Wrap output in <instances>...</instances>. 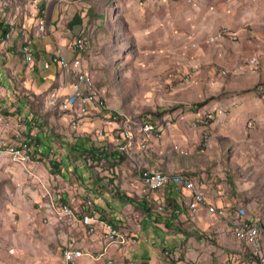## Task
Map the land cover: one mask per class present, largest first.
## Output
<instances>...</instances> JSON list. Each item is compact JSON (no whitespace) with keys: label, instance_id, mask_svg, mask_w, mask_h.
Returning a JSON list of instances; mask_svg holds the SVG:
<instances>
[{"label":"crops","instance_id":"crops-1","mask_svg":"<svg viewBox=\"0 0 264 264\" xmlns=\"http://www.w3.org/2000/svg\"><path fill=\"white\" fill-rule=\"evenodd\" d=\"M64 1L0 0V111L32 135L38 127L29 164L41 162L26 167L0 153L11 161L0 164L8 178L0 182L6 193L0 264H72L63 258L67 247L83 253L73 264L250 263L247 247L224 219L203 206L189 211L190 191L172 183L144 192L139 167L202 181L209 203L228 204L209 187V169L212 158L224 156L221 140L248 138V125L264 126V0H122L120 25L96 11L88 24L84 11L77 15V6ZM86 27L97 50L76 46V52L73 39L84 36ZM122 27L130 43L125 50ZM224 29L237 39L210 40ZM58 48L67 61L77 57L66 76L48 63ZM250 58L256 63L242 66ZM112 63L121 75L116 90L96 86L109 107L123 112L112 114L131 119L130 155L117 148L122 120H112L108 106L91 107L72 127L71 115L52 105L55 98L67 99L79 110L75 72L93 76L96 84L101 67L108 71ZM188 72L189 81L181 84ZM143 121L154 124L159 136L145 131ZM202 134L209 135L207 145ZM87 199L103 220L119 227L123 243H107L101 224L93 233L80 223L68 225L57 206L63 203L79 217ZM46 217L57 222L46 224Z\"/></svg>","mask_w":264,"mask_h":264},{"label":"rangeland","instance_id":"rangeland-1","mask_svg":"<svg viewBox=\"0 0 264 264\" xmlns=\"http://www.w3.org/2000/svg\"><path fill=\"white\" fill-rule=\"evenodd\" d=\"M39 1L45 2V0ZM61 2L66 3L64 0H61ZM67 2L72 9H76L77 6V11H75V14L80 15L81 12H85L84 18L86 19L88 24L93 20V16L95 14L94 11L100 12V15L103 20H116L117 22H119V25L122 22V0H68ZM38 4V15H43L41 10L39 9L41 7L43 8L44 4L43 2L42 4L38 2ZM70 21L71 20L66 23V30L69 31H71L72 25L74 24V21ZM105 33H107L108 35L106 38V42L110 43L112 37L110 28L108 30V27L105 26ZM83 34L84 36L82 35L81 37L77 38L85 39L86 47L84 50L91 49L92 47L93 49L97 50V45L94 41V33L92 35L91 29L87 30L86 27ZM124 34L127 35V32L126 29L122 27L120 28V50H125L124 47H130V43L126 42V40L129 39H124ZM72 36H74L73 33ZM112 65L113 68L110 69L109 67L108 71L106 70V65L101 67L102 73L101 71H99L100 76L98 82H96L97 86L105 87L104 89H106V86H109L110 88H113V90H116L117 84H120L121 82V75L120 71L114 68L115 63H112ZM119 69H121V67H119ZM64 75L66 76L65 73ZM92 79L94 80L93 76ZM109 87L107 88V90L109 89ZM113 93L117 94V96H120L122 94L121 91H113ZM124 93L128 96V92L126 90L124 91ZM107 94H111L110 91H108ZM108 108L109 109L106 111H109L112 117V112L116 109L111 108L109 106ZM116 111L123 113L120 110ZM7 113L8 112H6V114ZM1 124H3V122ZM35 127L36 126L33 127V130L37 131V127ZM247 128L252 130L253 132V134H251L248 138L246 137L240 140L224 138L220 141L219 148L223 147L222 150L224 149V156L217 155L211 160L212 163L209 169V176L213 178V181L210 183L211 185L209 187L212 191H215L218 196H224L227 199L228 204H223L219 207H222L227 211L232 212V214L237 209L239 213H245L249 218H251V221L253 222V228L250 232V240H245V246L247 248H252V242H256V247L260 249V252H264V126L259 127L258 125L255 126L254 124H252L248 125ZM21 130V134L16 135H20L21 139L23 140L29 137L25 135H32L31 132L29 133L24 130V126H22ZM4 138H6V132ZM207 138H209L208 134L201 135L202 145H207L209 141V139L207 141ZM0 153L7 154L10 158L9 152H6L5 150H0ZM8 156H0L1 165L11 164L10 159L13 160V162L15 161L12 158L9 159ZM15 162L17 163V161ZM165 174L169 175L171 179H190L187 174V177H184L185 175L175 176L183 174ZM6 179H8L7 176H4V173L0 172V182L5 181ZM216 186H220V189H218ZM3 195L4 194L2 188L0 187V209L3 205V200L5 198L4 196L6 195V193L4 196ZM251 255L253 256V253H251ZM248 256H250V253H248ZM253 258V260H251L250 258L248 259V261L251 260L249 262L254 263L255 257L253 256Z\"/></svg>","mask_w":264,"mask_h":264},{"label":"built area","instance_id":"built-area-1","mask_svg":"<svg viewBox=\"0 0 264 264\" xmlns=\"http://www.w3.org/2000/svg\"><path fill=\"white\" fill-rule=\"evenodd\" d=\"M44 27V20L42 19V24L40 25V29L42 30ZM236 34L231 31V35ZM231 38V36H229ZM77 38V37H76ZM76 38L72 42V50L78 51L76 49ZM28 55L32 53V39L30 38V50H26ZM77 58V57H76ZM76 58L72 61H67L61 50L58 48L54 52V54L49 58L48 63H53L57 65L60 70H64L66 67H69L70 63H76ZM253 59V58H250ZM192 72H188L185 74L180 80L182 82L189 81V77ZM76 76V72H75ZM101 94V92H93L90 91L89 86V78H81V86L75 87V97L80 98V108L79 110H72L70 107V100L66 99V112L71 115L70 118V126L74 127L77 125L79 117L86 115L91 107H96V95ZM66 98V97H65ZM55 99L54 101H56ZM109 106L107 101L105 104V108ZM0 117H3V124H0V132H6V139H0V150H5L10 153V158H18L19 161L26 162V167H37L39 164H29V156L35 154H28V149L21 150H12L9 147V140H13L16 134H21L22 124L16 123L14 126L11 122V119L6 115H3L0 111ZM112 120L118 122L117 114L115 117H111ZM119 130V127H118ZM100 134V133H99ZM118 134L121 137V141L127 140L126 137H123V130H119ZM36 136V130H33V136ZM209 138H207L208 141ZM36 148V146H35ZM184 150L183 148H181ZM139 177L141 183L143 185L144 192H148L151 190L159 189L168 183H172L178 187H182L188 191H190V199L187 202V208L191 212H196L200 206L206 208L209 213L215 214L217 217H220L225 220V222L229 225L230 230L239 241L245 244V240H250V232L253 228V222L251 218H249L245 213H239L236 209L232 214L227 212L226 209L222 207L215 206L209 203L205 197L202 181L190 179L183 180H175L170 179L166 174L161 171L151 169L144 170V168L139 167ZM149 194H146L148 197ZM57 207H60L64 210L65 219L68 220L69 226H74L76 223H80L86 227L88 233H93L97 227V225L101 224L103 226V239L109 243L111 239H119V243H123L124 236L119 230V227L107 220H103L100 216L99 210L94 204L92 199H87L85 201V210L79 215V217H72L69 215V210L63 203L59 204ZM162 209V207H159ZM46 224H52L54 220L52 217H46L43 219ZM248 253H255V263H247V264H264V252L256 251V242H252V248H247ZM63 258L65 261L69 263H75V260L80 258L76 256V249L67 247L63 250ZM111 263V261H109ZM146 264V263H142Z\"/></svg>","mask_w":264,"mask_h":264},{"label":"bare ground","instance_id":"bare-ground-1","mask_svg":"<svg viewBox=\"0 0 264 264\" xmlns=\"http://www.w3.org/2000/svg\"><path fill=\"white\" fill-rule=\"evenodd\" d=\"M229 36H231V38ZM224 37H229L232 40H236L237 39V35H235V34L234 35H231L230 31L224 29V30L219 31L216 34V36L213 37V38H211L210 40L213 42V41H215L217 39H222ZM76 46L79 49L84 50L85 47H86L85 39H78L76 41ZM255 63H256V60L255 59H251L249 61H242L241 62L242 66H246L248 64H255ZM70 71H71V67H70V64H69V67H66L65 68L64 73L65 74H69ZM84 77L85 78H89L88 75L85 74V73H79V74L76 75V80L73 82L74 83V89H75V87H80L81 86V78H84ZM89 86H90V91L100 92L99 89L96 87L95 82L92 79H90V78H89ZM55 99H53L52 104L55 107H58L59 109H61V111L62 110H65L66 111V103H64L63 101H60L58 99L56 101H54ZM105 104H106V100L103 98V96L101 94H97L96 95V106L99 107V108H104L105 107ZM116 114L117 113H113L112 114V117H115ZM117 117H118V122L120 120H122L121 121V123H122L121 129L123 130V137H126L127 138V140H123L117 146V148L119 149V151L120 150L121 151H124L127 155H130V153H128V151H129V146H130V144L132 142V139H133V135H132L131 129L129 128V125H131V119L128 118V117H122V115H120L119 113L117 114ZM2 122H3V118L0 117V124ZM141 126H142V128L145 131H148L151 136H154V137H158L159 136V133L156 132V129H155L156 126L154 127V124H151V122H149V121H143V122H141ZM1 139H6V138L2 137ZM33 140L34 139H31V138H25L23 140V139H21V136L20 135H16L13 140H9V147L12 150L28 149V154H34V152L36 150V148H35L36 144L34 143ZM23 142H25V143H23ZM32 156L33 155H30L29 156V162L32 160ZM12 159H14L15 161L20 162V163H26L24 161H19L18 158H12ZM167 176L170 177L169 175H167ZM170 179H171V177H170ZM67 209L69 210V215L70 216L76 217L75 212L71 208L67 207ZM61 211L64 214V210H61ZM118 242H119V239H111V240H109V243H112V244L113 243H118ZM256 251H259L260 252V249L256 247ZM82 255H83L82 251L76 249V256L81 257ZM253 256L255 257V253H253ZM254 263H255V261H254Z\"/></svg>","mask_w":264,"mask_h":264},{"label":"trees","instance_id":"trees-1","mask_svg":"<svg viewBox=\"0 0 264 264\" xmlns=\"http://www.w3.org/2000/svg\"><path fill=\"white\" fill-rule=\"evenodd\" d=\"M5 34V33H4ZM96 85V84H95ZM97 87V86H96ZM98 88V87H97ZM99 89V88H98ZM37 129H38V127H37ZM29 132H31V131H29ZM37 135V134H36ZM26 136H29V137H27V138H31V139H34L33 141H34V143L35 144H37V141H36V138L35 137H32L33 135H26ZM259 228V227H258ZM251 258V260H253L254 258H253V256L251 255V253H250V256H249V259ZM251 260H249V261H251Z\"/></svg>","mask_w":264,"mask_h":264}]
</instances>
